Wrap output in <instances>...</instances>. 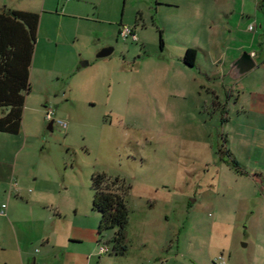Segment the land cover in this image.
Listing matches in <instances>:
<instances>
[{
  "label": "rangeland",
  "instance_id": "obj_1",
  "mask_svg": "<svg viewBox=\"0 0 264 264\" xmlns=\"http://www.w3.org/2000/svg\"><path fill=\"white\" fill-rule=\"evenodd\" d=\"M0 7L40 15L22 131L0 133L7 149L0 159L12 170L16 165L15 178L43 173L39 186L69 184V212L74 214L75 201L94 217L93 264H220L221 256L227 264H264V133L238 125L249 116L237 104L239 79L230 74V56L237 52L230 49L226 59L213 62L206 51L216 59L236 37L248 42L235 28L238 18L231 24L235 38L204 50L193 47L199 59L190 67L179 57L187 44L196 46L195 33L188 26L165 27L149 13L146 24L126 23L138 41L119 37L109 45L111 55L97 58L108 47L102 46L112 34L108 26L47 11L45 0H0ZM248 25L243 22L242 29ZM247 49L264 55V42ZM212 69L217 71L207 74ZM95 172L132 186L125 255L113 251L114 230L98 234Z\"/></svg>",
  "mask_w": 264,
  "mask_h": 264
},
{
  "label": "crops",
  "instance_id": "obj_2",
  "mask_svg": "<svg viewBox=\"0 0 264 264\" xmlns=\"http://www.w3.org/2000/svg\"><path fill=\"white\" fill-rule=\"evenodd\" d=\"M46 5H51L52 8ZM45 7L47 11H63L79 20L88 16V20L108 26L112 30L111 37H106L103 41L98 39L105 42L102 46L108 47H111L109 45L113 44L114 40L123 38L120 32L124 26H128L126 23L146 24L149 21V15L146 13L152 15L155 22V19H159L165 27L188 26L195 33L196 46H186L201 47V50H204L205 47L202 46L206 44L213 47L220 42L224 44L226 40L229 44L231 38H235L232 36V21L238 18L239 25L235 28L238 32L243 30L248 35V42L236 37L234 46L224 49L216 59L211 49L207 48L206 51L213 62L226 59L230 49L237 52L235 57L230 56V61L236 60L244 52L253 53L255 68L245 74L248 76L240 77L235 85L239 91L237 104L249 116L246 122H240L238 125L250 128L255 135L258 130L264 133V55L253 49L247 51L257 40L259 43L264 42V33L259 30H264V16H260L261 11L264 13L262 0H65L63 7L61 0H58L56 5L53 0H45ZM90 8L94 10L92 16L83 14L90 12ZM170 13L174 16H168ZM243 22L249 24L245 30L242 29ZM251 25H255L253 29L250 28ZM183 56L179 57L182 63ZM198 59L199 52L196 51L193 66H196ZM86 62L88 61L83 62L84 66L88 65ZM184 65L187 64L184 62ZM214 70L206 71L211 74V71H217ZM2 137L0 135V140H3ZM253 137L250 140L255 141ZM246 148H249V145H246ZM1 154H7V149L0 144ZM15 166L12 170L6 166L4 158L0 159V208L4 203L8 205L6 215H0V264H93L97 255V239L94 217L89 207L81 209L74 201L75 212H69L73 200L72 193L68 192V183L59 188L39 186L40 177L44 179L46 174H34L30 178L28 175H18L15 178ZM21 192L23 196L20 195ZM57 193V200H48L47 197ZM49 204L53 207L48 208ZM48 221H51L50 227ZM86 243L91 244L87 246ZM38 245H41L42 249H36Z\"/></svg>",
  "mask_w": 264,
  "mask_h": 264
},
{
  "label": "trees",
  "instance_id": "obj_3",
  "mask_svg": "<svg viewBox=\"0 0 264 264\" xmlns=\"http://www.w3.org/2000/svg\"><path fill=\"white\" fill-rule=\"evenodd\" d=\"M39 22L38 13L0 8V132L18 134L22 130ZM161 44H164L162 32ZM195 58L196 49L188 48L183 61L193 66ZM226 152L230 162L239 167L231 151ZM91 181L93 210L99 214L98 234L114 230L113 251L125 255L131 215L128 196L132 186L120 176L112 177L106 172H95Z\"/></svg>",
  "mask_w": 264,
  "mask_h": 264
},
{
  "label": "water",
  "instance_id": "obj_4",
  "mask_svg": "<svg viewBox=\"0 0 264 264\" xmlns=\"http://www.w3.org/2000/svg\"><path fill=\"white\" fill-rule=\"evenodd\" d=\"M114 51V47H106L102 49L97 56L98 57H107L111 55ZM89 64V62H86ZM256 66V62L253 58V53L251 52H244L239 58H237L233 63L231 64V70L230 74L233 78L239 79L252 69H254ZM53 122L50 123V128L53 126Z\"/></svg>",
  "mask_w": 264,
  "mask_h": 264
},
{
  "label": "built area",
  "instance_id": "obj_5",
  "mask_svg": "<svg viewBox=\"0 0 264 264\" xmlns=\"http://www.w3.org/2000/svg\"><path fill=\"white\" fill-rule=\"evenodd\" d=\"M251 29L254 28L253 25L250 26ZM120 35L124 38V39H128V38H132L133 40L135 41H138L139 40V37L138 35L134 32V30L129 27V26H124L122 29H121V32H120ZM47 116H48V119H52L53 116H54V111L53 109L49 110L48 113H47ZM54 121V120H52ZM7 203H4L2 204L1 208H0V215H6L7 213ZM102 251H105V252H109V248L108 247H102L101 248ZM218 262H220V264H227V261H226V258L225 256H221L218 260Z\"/></svg>",
  "mask_w": 264,
  "mask_h": 264
}]
</instances>
